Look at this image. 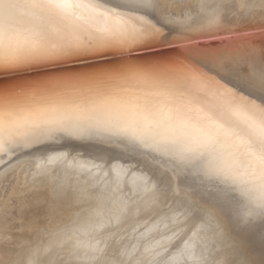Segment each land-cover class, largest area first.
Returning a JSON list of instances; mask_svg holds the SVG:
<instances>
[{
	"label": "snow or ice",
	"instance_id": "snow-or-ice-1",
	"mask_svg": "<svg viewBox=\"0 0 264 264\" xmlns=\"http://www.w3.org/2000/svg\"><path fill=\"white\" fill-rule=\"evenodd\" d=\"M150 6L0 0V76L12 77L0 83V153L76 129L147 149L146 167L166 165L226 226L223 264H264V74L257 92L227 62L213 69L183 56L135 55L162 43ZM73 114L82 120L74 124Z\"/></svg>",
	"mask_w": 264,
	"mask_h": 264
},
{
	"label": "bare ground",
	"instance_id": "bare-ground-1",
	"mask_svg": "<svg viewBox=\"0 0 264 264\" xmlns=\"http://www.w3.org/2000/svg\"><path fill=\"white\" fill-rule=\"evenodd\" d=\"M261 1L151 0V6L147 11L153 12L164 25L162 43L151 49L140 50L135 55L145 59L154 58L153 53L163 56H183L213 69H218L222 62H227L237 71H242L248 75L258 92L261 75L264 74V31L252 32V30L256 27L255 25L260 23L264 25V8L262 7L264 0ZM11 78L10 76H0V83H7ZM55 118L63 119L64 115L57 113ZM71 120L76 124L82 120V117L79 114H73ZM145 151L147 149L133 148L130 145L125 147L124 144L116 142V138L108 133L96 132L94 129L84 131L76 129L73 131H59L50 136L42 137L40 144L33 148L20 149L15 154L11 152L0 153V178L12 169L18 170V183L23 184H19V186L21 185L35 193L36 196L33 198L36 199L27 201L31 203V207H36L35 210H38V214H34L36 218L38 219L40 216L39 220H36L30 211L33 219H31V216L29 220L25 219L24 221L21 220L23 217L20 218L19 230L17 232L12 231L13 233L10 234L8 231L7 235L9 237L6 241H4L5 237H2L5 236L4 233L0 232V240L3 238L2 243L0 241V249H3V251L0 250V263L145 264L149 260V253L152 251L150 249L158 248L155 246L157 245L156 242H160L162 239L160 236L164 233L165 237H171L173 231L175 234L181 228L189 229L190 238L193 237L192 239L197 242L196 248L185 251L186 242H191V240L186 239L190 234L187 233L188 235L185 236L186 238L184 237V240L179 235L183 241L178 238V242L176 233L177 236H174H176L177 244L173 245L174 240H172L173 249L169 247V249L171 248L170 251L167 248L168 246H165L167 248L165 249L162 242L161 245L159 243L164 250L159 252V255H157L158 252L152 251L154 252V258H150L148 264L153 262L155 264H195V261L200 260L206 250H208L210 261L204 260L205 262L208 261V264H223V261L228 258L227 246L230 241L226 234L223 236L220 234V230L221 227L226 229V226L214 218V211L210 206L200 202L184 183L171 176V172L166 165L152 164L151 168L146 167L145 158L141 155ZM109 155L114 156L115 159ZM106 157H109L107 161L114 159L113 164L118 161L121 164V159H125L123 163L126 161V163L130 162L129 164L132 165L136 163V165L133 167H130L132 165L129 164L125 166L128 167V171L125 168L121 170L122 167L119 166L120 171L117 167L118 170L114 167L118 163L113 165L111 161L106 162ZM98 162L100 163L96 164ZM110 162L111 164H109ZM126 163L124 164L126 165ZM137 165L144 171H142L143 176L142 172H138L141 169L138 170ZM134 167L139 173L135 172V175H138L136 177L141 174L144 179L141 177H139L141 179H134L135 175L132 178L129 171L132 168V173H134ZM158 172L166 174V177H171L175 181L174 192L179 195V201L173 202L175 212L188 207L192 213L186 219L182 218L184 213L183 216L174 217L176 218L175 224L172 218L173 222L170 221L173 224L172 226L168 225L170 222L165 221L167 217H164V214L160 213L163 217H159L161 220L158 221L157 217L160 214L157 213V220L155 218L153 223H151V218L150 221H145V224L144 220L141 219L140 221L143 220L140 223L142 226L129 227L125 231H122L124 227H121L119 230L122 232L118 234L115 232V235L114 231H119L116 226L119 228L121 222H127L129 217L135 219L136 214L139 213L142 216L141 213L146 212L142 211L144 209L148 210V214L150 210L146 206L150 202L151 204L159 203L161 201L159 200L160 196L166 202L167 199H164V196H167L168 193L163 196L162 191L168 186L164 185L166 187L163 189L159 183V186L162 187L160 190H163L158 192V189H155L160 193L157 197L158 200L154 198L157 194L155 190V195H152L154 194L152 189L158 185L153 182L156 179L153 177ZM148 173L150 175H147ZM151 174L154 175L150 177ZM150 178L151 180L153 178L151 182L155 184L154 187L153 183L150 184ZM146 180H149L150 183H148L153 187L152 189L147 185ZM170 185L173 186L169 184V187ZM17 186L15 187L16 190L21 189V187L17 189ZM159 186L156 187L159 188ZM170 188L172 189V187ZM121 189L123 190L122 193ZM171 189L168 192H172L173 189ZM16 190H14V194L16 192V194L21 195L20 190L19 192ZM165 191L167 192V189ZM96 193L99 195H97L98 197H96ZM181 194L182 196H180ZM20 199L17 200L23 204ZM64 199L67 204H60V201ZM27 201L24 204L26 207L30 205L28 202L27 206ZM195 201H198V203ZM4 202L6 201L4 200ZM2 204L4 203L2 202ZM152 205L148 206L151 210ZM154 206L156 207L157 204ZM23 207L25 208V206ZM168 208L170 209L172 206ZM40 211L41 213H39ZM166 211L170 213L168 209ZM57 212L67 213L69 216L65 215L68 218L61 217L65 219H60L62 215H58ZM171 213L174 214V212ZM37 215L39 216L37 217ZM108 215H112L111 218ZM138 217L141 218L140 216L136 218ZM195 217L196 219H194ZM130 220L129 223L132 225V221L134 223L140 222L139 220L137 222L133 219ZM188 225H193V227L189 228ZM168 229H171L170 232H168ZM171 231L172 235L168 234ZM46 233L49 235L43 236ZM170 237L168 240H165L164 237L163 239L169 242ZM121 238L122 241L117 243V239ZM167 242L166 244H170V242Z\"/></svg>",
	"mask_w": 264,
	"mask_h": 264
},
{
	"label": "rangeland",
	"instance_id": "rangeland-1",
	"mask_svg": "<svg viewBox=\"0 0 264 264\" xmlns=\"http://www.w3.org/2000/svg\"><path fill=\"white\" fill-rule=\"evenodd\" d=\"M263 1V0H262ZM261 1V2H262ZM264 2V1H263ZM262 7L264 8V4H262ZM256 27L255 28H257L258 29V27H261V28H259L258 30L257 29H253L252 30V32H262V31H264V29H262L263 27H264V25H262V23H260V24H258V25H255ZM261 29V30H260ZM185 43H187V42H185ZM106 156V155H105ZM108 156V155H107ZM110 156V155H109ZM138 156V155H137ZM110 157H113L114 158V156H110ZM116 157V156H115ZM109 158V157H108ZM107 157H106V162H109V161H111L112 162V164H113V160L115 159H113V160H108L107 161V159H108ZM120 160V159H119ZM125 160V159H124ZM123 159H121V164L119 163L120 161H118L117 163L119 164H117V163H114V164H117V166L116 165H114V167L116 168H118L119 170H120V167L119 166H121L122 168H121V170L123 169V168H125V170L128 168H126L125 166H127L130 162H128V163H126V161L124 162V163H126V165L123 163V161H124ZM111 162L109 163V164H111ZM134 162H135V160H134ZM100 162H98V163H96V164H99ZM124 165H123V164ZM108 164V165H109ZM129 165H132V164H129ZM135 165H136V163H135ZM135 165H132V166H130V167H133V166H135ZM124 166V167H123ZM137 167H138V165H137ZM136 167V168H137ZM116 168V169H117ZM139 168L140 167H138V170H139ZM117 169V170H118ZM131 169V171H129V173L131 172V174H132V178H134L133 177V175H135V172L136 173H138V172H142L143 170H142V168H140L141 169V171L139 170L138 172H137V170L135 169V167H134V169L133 170H135V171H133L134 173H132V168H130ZM144 169V168H143ZM120 170V171H121ZM146 170V169H145ZM127 171H128V169H127ZM126 171V172H127ZM12 172V173H11ZM123 172V171H122ZM144 172V171H143ZM143 172L141 173L142 174V176H143ZM148 172V171H147ZM18 170H14V169H12V170H10V172L8 171V172H6L1 178H0V232L2 231L4 234L3 235H5V236H2L5 240L4 241H6L7 239H8V235H7V232L10 234L12 231L13 232H17L18 230H19V228H20V222H21V220H25V219H27V220H29L31 217V219H33V216L32 215H34V214H38L37 212H38V210L36 209L35 210V208L36 207H31V203L29 202V201H27V200H29L30 199V201H33V200H35L33 197H35L36 195H34L35 193L34 192H31V190L30 189H25L24 187H22L21 185H23V184H21V183H18ZM159 173V174H158ZM157 174H155V177H153V178H156L155 179V181H153V178H152V180H151V178L149 179L150 180V182L151 181H153L154 183H156V184H158V185H156V186H159V183L161 184V186L163 187V189L166 187V186H168V187H166V189H167V192L165 191V190H160L162 187L161 186H159V188L158 187H156L155 186V184L153 183V182H149V180H146L147 181V183L149 182L151 185H152V183L154 184L153 185V187L155 186V188H153L149 183L147 184L149 187H151L150 189H152L153 190V193L157 190L158 192L159 191H162L163 192V196L165 195V194H167V196H164L165 198L164 199H167L166 200V202L165 201H163L162 199H163V197L162 196H160L159 197V194L160 193H158L157 191H156V193L158 194V196H157V194H156V197L154 196V198H156L155 200H158V198L157 197H159V200H161V201H159V203H160V205H159V203L157 202V201H155V200H153V201H155V202H157V203H152V204H154V205H156L157 204V206L155 207L154 205H152L151 204V202H150V204H148V206L149 205H152L151 207H152V210L148 207V206H146V208L147 209H149L150 211H149V213L147 214V211L148 210H142V211H146V212H142L141 214H142V216L144 215V213H146L143 217L140 215V213L139 214H136V217L137 216H140L141 218H136L135 216V219L133 218V217H129V219H128V223L131 221L130 219H133V220H135L136 222L139 220H141V219H143L144 220V224L146 223V222H148V221H150V220H152V222L151 223H153V220L156 218V216L158 215V214H164V217H167V219H168V221H167V219H165V221L166 222H170V221H172V218H173V223L175 224V219L177 218V216L178 215H182L183 216V213H184V217H182V218H187L189 215H190V213H192V211H191V209L190 208H182V210L180 209V210H177L176 212H175V209L173 208L174 207V203L173 202H177V200H178V196L179 195H177L175 192H174V180L171 178V177H166V174H164V173H161V172H158ZM139 174V173H138ZM141 174L139 175V177H141L142 178V176H141ZM146 174V172L144 173V175ZM137 175V174H136ZM136 175H135V178L134 179H141V178H139V177H136ZM147 175H150L149 173L147 174ZM154 175V174H153ZM152 174H151V176L150 177H152L153 176ZM163 175V176H162ZM165 175V176H164ZM129 176H130V178H131V175L129 174ZM138 176V175H137ZM159 176V177H158ZM144 177H146V178H149V177H147V176H144ZM167 178V179H166ZM169 178H171V182H170V184H172L173 186H171L170 185V187H172V189L169 187V183H167L168 182V179ZM142 179H144V178H142ZM167 180V181H166ZM17 182V183H16ZM158 182V183H157ZM19 184H21L20 186H19ZM18 185V186H17ZM164 185H166V186H164ZM17 186V189L18 188H20L21 187V189H18V190H16V187ZM100 186V185H99ZM104 188V187H103ZM157 188V189H156ZM169 188V189H168ZM23 189H25V190H23ZM122 189H126V188H122ZM121 189V193L123 192V190ZM156 189V190H155ZM172 190V192H170V193H172L171 195H170V193L168 192V190ZM14 190H16L17 192H19V190H20V193H21V195L20 194H16V192H15V194L16 195H20V196H16L15 194H14ZM152 190H150V191H152ZM155 190V191H154ZM12 191H13V194H12ZM22 191V192H21ZM23 191H24V193H23ZM25 191H27V192H25ZM103 191V190H102ZM119 192H120V190H118ZM117 191V192H118ZM161 192V193H162ZM164 192H166V193H164ZM175 193V194H174ZM12 194V195H11ZM105 194V193H104ZM115 194V193H114ZM152 194V193H151ZM34 195V196H33ZM98 194L96 193V197H98L97 196ZM152 195H155V193L154 194H152ZM180 196H182V194L180 195ZM22 197V199H20V198ZM162 197V198H161ZM15 198H17V199H20L21 201H23L22 203L23 204H21L20 202H19V200H17V199H15ZM153 198V199H154ZM169 198V199H168ZM32 199V200H31ZM46 199V198H45ZM97 199V198H96ZM173 199V200H172ZM4 200L6 201V202H4ZM9 200V201H8ZM47 200V199H46ZM152 200V199H151ZM26 201H27V206H28V202L30 203V205L28 206V207H26V205H24L25 203H26ZM44 201V200H43ZM62 201V202H61ZM60 201V204H62V203H65V204H67L66 203V200L64 199V200H61ZM170 201V203H172V204H170V203H168ZM179 201V200H178ZM2 202L4 203V204H2ZM8 202H9V204H8ZM45 202V201H44ZM196 203H198V201H195ZM19 203V204H18ZM18 204V205H17ZM59 204V205H60ZM161 204H163V205H161ZM165 204V205H164ZM167 204V205H166ZM169 204V205H168ZM192 204H193V202H192ZM3 205V206H2ZM8 205V206H7ZM25 206V208L23 207V206ZM171 207L172 206V208H168V207ZM2 207H5V208H3L2 209ZM155 207V208H154ZM24 208V211H22V213H21V210ZM29 208H31L29 211H28V209ZM32 208H34V210H32ZM157 208H158V210H157ZM26 209V210H25ZM156 209V210H155ZM168 209L169 210V212L170 213H167V211L166 210ZM171 210V211H170ZM19 211V212H18ZM26 211V212H25ZM28 211V212H27ZM32 212V215H31V212ZM113 211V210H112ZM111 211V212H112ZM152 211V212H151ZM153 211H155V212H153ZM157 211V212H156ZM166 213H165V212ZM36 212V213H35ZM64 213H65V211H63ZM151 212V213H150ZM162 212H164V213H162ZM171 212H174V214L173 213H171ZM21 213V214H20ZM24 213V214H23ZM29 213V215H27ZM39 213H41V211L39 212ZM58 213V212H57ZM61 213V214H60ZM64 213H62V212H59L58 213V215H62V216H60V219H65L66 217L68 218V214L66 213V214H64ZM158 213V214H157ZM21 216H20V215ZM109 214V213H108ZM111 214H113V213H111ZM154 214V215H153ZM160 214V216H158L157 218H158V221H159V219L161 220V218L163 217L162 215ZM171 214V215H170ZM40 215V214H39ZM39 215H37V217L39 216ZM64 215V216H63ZM65 215H68V216H65ZM150 215V216H149ZM167 215V216H166ZM203 215V214H202ZM31 216V217H30ZM35 216V215H34ZM55 216H57V214H55ZM107 216V215H106ZM109 217L110 216H112V215H108ZM114 216V215H113ZM23 217V219H21L20 220V218H22ZM40 217V216H39ZM39 217H38V219L36 218V216L34 217V219L36 218V220H39ZM58 217V216H57ZM61 217H65V218H61ZM153 217V218H152ZM159 217H161V218H159ZM174 217H176V218H174ZM59 218V217H58ZM111 218V217H110ZM151 218V219H150ZM157 218H156V220H157ZM137 219V220H136ZM150 219V220H149ZM19 220V221H18ZM143 220L142 221H140L138 224L137 223H134V221H132L133 222V225L132 224H128L127 222H121V224H125V226H123V225H121L120 224V226H119V228H118V226H116L117 227V230H119V229H121V227L123 228L124 227V229L122 230V231H125V230H127V229H129V227H132V228H135L136 226L138 227H140V226H142V224L140 225V223H142L143 222ZM156 220H155V222H156ZM146 221V222H145ZM157 221V222H158ZM131 222V223H132ZM172 222H170V224H168L169 226L171 225H173L172 224ZM126 224H127V226L128 225H130V226H126ZM143 224V225H144ZM119 225V224H118ZM135 226V227H134ZM189 226V228H192L193 227V225H188ZM107 227V226H106ZM116 227H115V229H116ZM177 227V226H176ZM179 227V226H178ZM175 228V227H174ZM180 228V227H179ZM45 230H46V228H45ZM44 230V231H45ZM170 230L171 229H168V232H170ZM210 230H213V229H210ZM6 231V232H5ZM114 231V230H113ZM113 231H112V234H113ZM121 230H119V231H114V234H115V232H116V234H118V233H120V232H122ZM178 232H176L177 233V235L179 236H181V238L184 240L186 237V235H188L187 233H189V229H187V230H185V229H181L180 228V230L178 229L177 230ZM180 231V232H179ZM187 231V232H186ZM12 232V233H13ZM47 232V231H46ZM167 232V233H168ZM183 232V233H182ZM191 232V231H190ZM176 233L174 234V231H173V235H172V231H171V233H168V234H170V235H172L171 237H173V238H171L170 236H166V237H168L167 239H166V237H165V235H163L162 234V236H160V237H162V239H163V237H164V239L165 240H168L169 239V237H170V240H169V242H170V244H166V242L167 241H165L164 239L162 240L161 238V240H160V242H156L157 243V245L155 246V247H158V248H153V249H155V250H153V249H150V250H152V251H154L155 253H157L158 252V254L157 255H159V252H161L162 250H164V249H162V246H168L167 248L169 249V247H173L172 246V240H174V243H173V245L176 243ZM115 234V235H116ZM165 234H166V232H165ZM190 235L189 236H187V240H191V242L192 241H194L192 238H190V236H191V233H189ZM49 234L48 233H46L45 235L43 234V236H48ZM167 235V234H166ZM174 235H176V236H174ZM184 235V236H183ZM1 236V235H0ZM7 236V237H6ZM177 236V239L178 238H180V236L178 237ZM185 237V238H184ZM188 237H189V239H188ZM3 238H1L2 240H3ZM181 238H180V241H183V240H181ZM2 240H0L1 241V243H2ZM3 241V242H4ZM122 241V238L121 239H117V243H120ZM161 242H162V246H160L161 245ZM169 242H167V243H169ZM178 242H179V239H178ZM0 243V244H1ZM159 243H160V245H159ZM166 244V245H165ZM177 244V243H176ZM175 244V245H176ZM3 245V244H2ZM5 245V244H4ZM159 245V246H158ZM6 246V245H5ZM0 247H1V245H0ZM160 247V248H159ZM163 247V248H164ZM175 247V246H174ZM3 248V247H2ZM5 248V247H4ZM6 248H7V246H6ZM166 247H165V249H167ZM170 248V249H171ZM160 249V250H159ZM169 249V250H170ZM173 249V248H172ZM1 251H3V249H0ZM159 250V251H158ZM104 251V250H103ZM151 251V253H149L150 254V256H149V260H148V262H146L145 264H148L149 263V261L151 260L150 258H154L153 256H154V252H152ZM171 251V250H170ZM208 250H206V251H204V253H203V255H202V257H201V261H206V260H208V261H210V258H209V255H208V252H207ZM1 253V252H0ZM102 253V252H101ZM207 253V254H206ZM208 256V258H206L207 256ZM3 255V254H2ZM156 254H155V256H157ZM205 255V256H204ZM0 256H1V254H0ZM100 256H102L101 254H100ZM206 259H205V258ZM203 259V260H202ZM1 260V259H0ZM204 261V264L206 263V264H208L209 262L207 261V262H205ZM1 262V261H0ZM1 264V263H0ZM3 264V263H2ZM152 264H155L154 262L152 263Z\"/></svg>",
	"mask_w": 264,
	"mask_h": 264
},
{
	"label": "water",
	"instance_id": "water-1",
	"mask_svg": "<svg viewBox=\"0 0 264 264\" xmlns=\"http://www.w3.org/2000/svg\"><path fill=\"white\" fill-rule=\"evenodd\" d=\"M3 76H7V75H3ZM3 76H2V77H3ZM4 79H5V78H4ZM144 167H145V166H144ZM163 201H164V200H163ZM194 219H196V217H195ZM257 250H258V247H257Z\"/></svg>",
	"mask_w": 264,
	"mask_h": 264
}]
</instances>
